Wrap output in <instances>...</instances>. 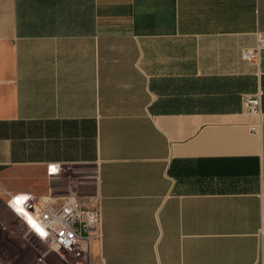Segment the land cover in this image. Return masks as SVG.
<instances>
[{
    "label": "crops",
    "instance_id": "obj_1",
    "mask_svg": "<svg viewBox=\"0 0 264 264\" xmlns=\"http://www.w3.org/2000/svg\"><path fill=\"white\" fill-rule=\"evenodd\" d=\"M262 39L264 0H0V208L93 185L95 264H264Z\"/></svg>",
    "mask_w": 264,
    "mask_h": 264
},
{
    "label": "built area",
    "instance_id": "obj_2",
    "mask_svg": "<svg viewBox=\"0 0 264 264\" xmlns=\"http://www.w3.org/2000/svg\"><path fill=\"white\" fill-rule=\"evenodd\" d=\"M264 49V39L254 48L245 50L243 57L252 60L260 55ZM245 108L249 114L260 113V97L245 98ZM50 166H56L55 174L50 173ZM61 168L49 165V176L57 175ZM17 196L26 197L24 214L28 215L32 225L24 215L10 206V202ZM10 211L20 219L27 231L43 241L48 249L61 257H68L75 264H95L93 258V242L101 234V213L98 205L92 199H87L75 193H60L49 190L41 196L32 194L11 195L7 201ZM101 264H107L102 261Z\"/></svg>",
    "mask_w": 264,
    "mask_h": 264
},
{
    "label": "rangeland",
    "instance_id": "obj_3",
    "mask_svg": "<svg viewBox=\"0 0 264 264\" xmlns=\"http://www.w3.org/2000/svg\"><path fill=\"white\" fill-rule=\"evenodd\" d=\"M73 184V183H72ZM57 187L56 192L95 196V186L87 191L76 185ZM75 184V183H74ZM0 264H75L48 249L47 245L27 231L8 209L0 208Z\"/></svg>",
    "mask_w": 264,
    "mask_h": 264
},
{
    "label": "snow or ice",
    "instance_id": "obj_4",
    "mask_svg": "<svg viewBox=\"0 0 264 264\" xmlns=\"http://www.w3.org/2000/svg\"><path fill=\"white\" fill-rule=\"evenodd\" d=\"M57 171L56 166H50V173L55 174ZM26 197L24 196H17L14 198L13 201L10 202V206L13 207V210L17 212V215H22L24 214L23 209H24V203L26 201ZM27 222L32 225L31 219H28Z\"/></svg>",
    "mask_w": 264,
    "mask_h": 264
},
{
    "label": "bare ground",
    "instance_id": "obj_5",
    "mask_svg": "<svg viewBox=\"0 0 264 264\" xmlns=\"http://www.w3.org/2000/svg\"><path fill=\"white\" fill-rule=\"evenodd\" d=\"M24 215V217L28 220V219H30V217L28 216V215H26V214H23Z\"/></svg>",
    "mask_w": 264,
    "mask_h": 264
}]
</instances>
